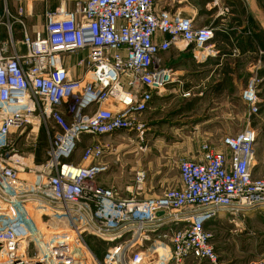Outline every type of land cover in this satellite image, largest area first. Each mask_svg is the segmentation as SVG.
Listing matches in <instances>:
<instances>
[{"label":"built area","instance_id":"2783aa9c","mask_svg":"<svg viewBox=\"0 0 264 264\" xmlns=\"http://www.w3.org/2000/svg\"><path fill=\"white\" fill-rule=\"evenodd\" d=\"M73 3L47 11L34 35L21 7L7 11L6 22L0 16L8 34L0 35V264H144L146 257L223 264L210 222L264 209V178L252 172L253 127L225 136L222 148L201 142L197 158L180 157L179 185L159 196L141 197L143 170L126 198L97 183L116 153L114 138L143 133L154 96L176 81L161 54L176 46L208 55L217 28L156 0ZM259 82L252 77L241 93L252 114ZM24 129L45 134L43 159L18 147ZM65 229L74 233L71 247L56 242L68 233L54 230ZM88 239L104 244L101 256Z\"/></svg>","mask_w":264,"mask_h":264},{"label":"crops","instance_id":"0c3cea01","mask_svg":"<svg viewBox=\"0 0 264 264\" xmlns=\"http://www.w3.org/2000/svg\"><path fill=\"white\" fill-rule=\"evenodd\" d=\"M156 1L161 8L178 9L193 18L196 25H212L217 29L208 55L196 54L191 47L176 46L161 54L162 65L174 70L176 81L161 96H154L151 107L146 111L148 125L157 126L161 120L163 124L168 121L169 124L171 120L174 122L168 125L170 133L180 135L181 143L191 141L188 129H194L196 142L214 144L222 142L225 136H233L241 131L236 132L234 129L236 116L240 117L243 129L251 126L257 132L252 172L254 177L264 178V0H194V4L187 0ZM73 5V0H0V16L6 22V12L17 15L21 7L25 26L34 35L43 30L47 11L61 6L72 8ZM223 9L227 10L224 14L221 13ZM0 35L2 38L8 37L4 25H0ZM13 38L18 42L22 39V26L18 22L13 25ZM171 50L176 53L167 55ZM255 76L260 79L257 90L260 109L258 113L252 114L243 102L241 93L249 79ZM186 92L190 94L185 96ZM236 101L243 105L238 113ZM183 119H193V125L182 124ZM110 156L106 159L110 160ZM193 157L197 158L198 154ZM108 163L109 170L98 177V185L114 188L119 198L131 196L134 173L125 175L117 162L110 160ZM157 179L154 182L147 175L141 197L161 195L165 188L160 190V185L166 182L169 186L179 185V171L177 176L169 179L158 174ZM259 214L260 210L243 217L222 215L211 221L208 228L221 223L247 228L248 224L259 218ZM213 244L215 246V242ZM151 258L146 257L144 263L157 264ZM206 263L207 261L195 262L192 259L188 262Z\"/></svg>","mask_w":264,"mask_h":264},{"label":"rangeland","instance_id":"374dc122","mask_svg":"<svg viewBox=\"0 0 264 264\" xmlns=\"http://www.w3.org/2000/svg\"><path fill=\"white\" fill-rule=\"evenodd\" d=\"M187 2L190 4L195 3L194 0H187ZM175 53V51L171 50L167 52V55H174ZM235 107L237 112L242 110L243 105L240 101H236ZM141 120L145 122L146 130L139 134H118V138L114 143L116 153L110 156V160L117 162L125 175H129L131 172L135 175L136 171L143 170L147 173L148 179H153L154 182L158 180V174L164 175L167 179L177 176V160L180 157L195 158L193 156L198 154L200 142H196L194 139V129H188L191 141L181 143L180 135L170 133V126L168 125L174 121L171 122L170 120L169 124V121L163 124L161 120L159 125L152 127L147 123L146 113H144ZM193 122V119H183L182 124L192 123L191 125H193ZM234 129L236 132L243 129L240 117L236 116ZM28 131V129L22 130V141L18 142V147L24 152L33 151V153H36V156L42 158L44 147L47 145L45 134L40 132L37 139L35 135H27ZM214 145L222 147V142H216ZM82 147L83 144H81ZM110 160L108 161L110 162ZM160 186V190H163L175 185L169 186L168 182H166ZM156 191L158 192L159 190L156 189ZM263 218L264 209L260 210L259 218L248 224L247 228L242 229L241 226L236 227L231 223H221L211 227V232L214 234L212 242H215V248L218 249L217 252L222 262H227L226 264H249L252 260L264 259ZM54 231L65 235L61 237H66L68 233V239L70 238L69 236L74 238V233L71 230ZM234 231L237 232V235L233 234ZM49 233L50 236L54 235L53 231ZM94 240L91 239V242H94L95 247L101 253V246L97 240ZM144 264H147V262ZM206 264L211 263L207 262Z\"/></svg>","mask_w":264,"mask_h":264},{"label":"trees","instance_id":"16d2710c","mask_svg":"<svg viewBox=\"0 0 264 264\" xmlns=\"http://www.w3.org/2000/svg\"><path fill=\"white\" fill-rule=\"evenodd\" d=\"M45 148V147H44ZM38 160L43 159V157L41 158L40 156H37ZM211 230V229H210ZM95 241V240H94ZM89 245L92 248V250H94L98 256H101V253L98 251V249L95 247L94 242H91V239H88ZM99 245L101 246V252L104 250L103 246L104 244L100 241H98ZM99 252V253H98Z\"/></svg>","mask_w":264,"mask_h":264},{"label":"bare ground","instance_id":"6f19581e","mask_svg":"<svg viewBox=\"0 0 264 264\" xmlns=\"http://www.w3.org/2000/svg\"><path fill=\"white\" fill-rule=\"evenodd\" d=\"M59 244H64L66 246H71L73 244L72 239H57L56 241Z\"/></svg>","mask_w":264,"mask_h":264}]
</instances>
